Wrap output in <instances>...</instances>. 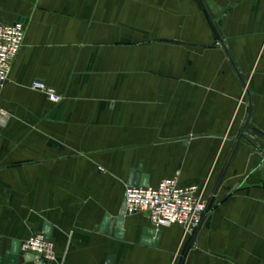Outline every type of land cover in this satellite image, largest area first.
<instances>
[{
    "label": "crops",
    "instance_id": "crops-1",
    "mask_svg": "<svg viewBox=\"0 0 264 264\" xmlns=\"http://www.w3.org/2000/svg\"><path fill=\"white\" fill-rule=\"evenodd\" d=\"M17 20L0 92L4 248L49 224L44 264H264V0H0V21ZM137 171L205 189L196 233L146 212L125 213L121 238L100 230Z\"/></svg>",
    "mask_w": 264,
    "mask_h": 264
},
{
    "label": "built area",
    "instance_id": "built-area-1",
    "mask_svg": "<svg viewBox=\"0 0 264 264\" xmlns=\"http://www.w3.org/2000/svg\"><path fill=\"white\" fill-rule=\"evenodd\" d=\"M25 39L23 21H0V92L11 72ZM32 89L42 91L52 101L60 95L45 82L35 80ZM205 189L197 184L181 185L176 177L162 179L157 185H129L125 191L126 214L146 212L156 228L169 225L183 227L186 234H194L202 225L209 201ZM23 252H31L45 262L56 259L55 244L45 233H38L22 243Z\"/></svg>",
    "mask_w": 264,
    "mask_h": 264
},
{
    "label": "water",
    "instance_id": "water-1",
    "mask_svg": "<svg viewBox=\"0 0 264 264\" xmlns=\"http://www.w3.org/2000/svg\"><path fill=\"white\" fill-rule=\"evenodd\" d=\"M149 176L148 175H140V172L137 171L135 174V178L131 181V185H140L147 186L149 185ZM126 203L122 205L120 215L118 217H111L109 214L105 215L103 223L101 225V231L107 230L109 235H115L116 237H123L124 231L122 230L124 224V215H125ZM44 233L49 237L51 234V225L46 224L44 227ZM144 233L148 236V239L144 238V242L150 243L151 237L154 238L153 242L155 245L159 243V239L161 237V231L155 228H145ZM23 258L24 263L35 261L36 264H44L43 260L39 258V256L31 253V252H23L21 248V244L18 241H14L11 243L9 247L4 248L3 240L0 238V264H20L19 260ZM111 262V259L108 260Z\"/></svg>",
    "mask_w": 264,
    "mask_h": 264
}]
</instances>
